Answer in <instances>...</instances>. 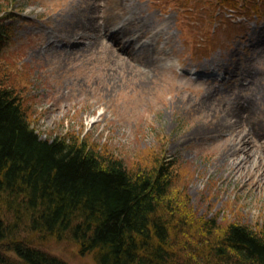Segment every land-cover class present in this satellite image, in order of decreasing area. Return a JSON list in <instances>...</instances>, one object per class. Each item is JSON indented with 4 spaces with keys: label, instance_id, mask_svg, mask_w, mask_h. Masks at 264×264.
Listing matches in <instances>:
<instances>
[{
    "label": "rangeland",
    "instance_id": "374dc122",
    "mask_svg": "<svg viewBox=\"0 0 264 264\" xmlns=\"http://www.w3.org/2000/svg\"><path fill=\"white\" fill-rule=\"evenodd\" d=\"M185 1L14 0L2 21L8 38L0 56V76L33 99L30 117L43 138L49 133L87 135L98 149L114 150L132 167L149 166L152 157L165 151L179 167L176 184L193 217L263 227L264 16L245 13L239 8L241 0L232 12L230 6H218L224 0ZM252 3L253 8L263 6L261 0ZM127 4L130 9L123 8ZM66 11L68 18L81 20L67 33L61 29ZM122 19L127 22L123 39L139 34L138 41L151 42L143 49L153 57L152 69L140 61L139 49L128 43L115 45L118 38L100 36L88 49L86 39L78 36L110 31ZM48 35L59 44L44 48ZM72 39L84 50L68 52L63 44ZM205 39L210 41L206 49L201 47ZM137 52L140 56L134 55ZM239 60L248 64L243 77L231 71L242 64ZM21 63L27 88L9 69ZM204 67H214L217 75L210 69L202 72ZM194 68L203 73L199 78L187 73ZM203 92L212 98L197 116L193 105ZM246 103L248 110L241 112L243 120L234 129L247 135L256 131L258 136L246 143L247 168L235 179V172L227 175L228 163L211 166L229 140L228 131L202 142L185 144L179 138L198 119H206L203 116L210 118L228 105L239 104L243 110ZM43 245L67 264H95L91 254L80 255L67 240Z\"/></svg>",
    "mask_w": 264,
    "mask_h": 264
},
{
    "label": "trees",
    "instance_id": "16d2710c",
    "mask_svg": "<svg viewBox=\"0 0 264 264\" xmlns=\"http://www.w3.org/2000/svg\"><path fill=\"white\" fill-rule=\"evenodd\" d=\"M13 1L0 0V56ZM240 5L264 16L252 0ZM20 67L9 69L27 88ZM23 89L0 76V264H67L43 245L65 240L95 264H264V226L193 217L174 157L162 151L149 166L132 167L87 135L43 138Z\"/></svg>",
    "mask_w": 264,
    "mask_h": 264
},
{
    "label": "bare ground",
    "instance_id": "6f19581e",
    "mask_svg": "<svg viewBox=\"0 0 264 264\" xmlns=\"http://www.w3.org/2000/svg\"><path fill=\"white\" fill-rule=\"evenodd\" d=\"M114 4L119 6L117 1H114ZM123 8L124 9H130V8H128V4L126 5V7H123ZM65 17L66 18H64V19L66 21L63 23L64 26L61 29L64 30L66 33L74 31V28L77 26V24L81 22V20H79V19H77V21L75 22L74 20H72V18H68V12L67 11L65 13ZM68 19H71V20L68 21ZM82 23H83L82 27L84 29H88L87 24L84 23L83 21H82ZM126 23L127 22L125 21V19H122V20H119V22H117L116 24L112 25L110 31H108L106 28H104L102 31L100 30L96 35H94V33H89V34L81 33V34H78V36L86 39L88 49L91 46L95 45V40L97 38H99L100 36L107 38L108 40L111 38H118V40L115 42L116 43L115 45H119L122 43H128L129 46H132V49H134V48L139 49V52L143 54V57H142L143 59L139 58L140 61H143L144 64H146L145 66H147L149 69H152V67L154 66L153 57H149L146 53V49H143L145 44L149 45V43H151V42H149L147 40L138 41L137 37L139 36V34L136 36L133 35V36H130L128 38L123 39L121 37V35L124 33V31L126 29ZM148 26H150L151 27L150 29L155 31V33L157 32L156 31L157 29H155L153 25H148ZM140 29H142V28H140ZM150 29H147V30H150ZM133 32L136 33V31H133ZM155 33H154V35H155ZM51 38H52L51 35L47 36L46 42L44 44L45 45L44 48L51 47L53 45L54 41ZM40 49H42V48H40ZM82 50H84V49H82ZM139 52L134 53V55L140 56ZM126 54L128 55V53H126ZM134 55L132 57H134ZM132 57H129V58H132ZM239 63L243 64V63H245V60H239ZM242 64L239 65V67L237 69L234 68L231 71H234L235 74H237V75L240 74L243 77L245 75L244 74L245 70L248 68V66H247L248 64L245 63V66H243ZM209 69H210V67H208V68L204 67V68H201L200 70H202V72H206ZM143 71L144 70H142V72ZM209 72H211V74H213L215 76L217 75L216 69H214V67L212 69H210ZM212 72H215V73H212ZM211 98H212V94H210L209 92H203L202 93L201 99L199 101H197L195 103V105H193V109L194 108L198 109L196 111L197 116H199L198 113H200V111L203 110V105H205V103L208 102ZM263 98H264V96H262V99ZM248 103H246V104H248ZM246 106H247L246 108L241 110L240 108H243V107L239 106V104H236L235 108H232V105H228L225 109L219 110L220 112H221V110H224V112L220 113V115H219V111H218V114L210 115V118L203 116L206 119H204V118L201 120L198 119V121L196 122V126H193L192 127L193 129L183 133L181 135V137L179 138V140H181V143H185V144H187L189 142H202L204 140H207V138H209V137L215 138V136H218L219 134L228 131L227 135H229V140L221 148L222 150L218 153V155H216V157L213 158V163L211 166L216 167V165H218V164L228 163L227 175H229L232 172H235V176L232 178H235V179H236V177L238 178L239 175L243 171H245V168H247L246 164H247V161L249 160V155H248V150H247L248 148H247L246 143L248 142V140L252 139V136H258L256 131L252 132V134L250 133L247 135V133H243L242 130L234 129L243 120L241 112H245L248 110L249 104ZM257 107H258V109H262L261 103H258ZM248 112H252V109L249 110ZM251 118H249V119H251ZM260 126L264 127V124H260ZM254 166H255V164H252L253 168H254Z\"/></svg>",
    "mask_w": 264,
    "mask_h": 264
}]
</instances>
